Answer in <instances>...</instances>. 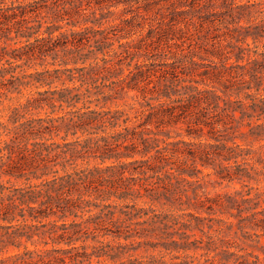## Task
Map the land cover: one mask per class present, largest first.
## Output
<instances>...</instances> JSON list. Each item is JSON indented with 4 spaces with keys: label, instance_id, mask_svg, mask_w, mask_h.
Instances as JSON below:
<instances>
[{
    "label": "trees",
    "instance_id": "1",
    "mask_svg": "<svg viewBox=\"0 0 264 264\" xmlns=\"http://www.w3.org/2000/svg\"><path fill=\"white\" fill-rule=\"evenodd\" d=\"M161 3L0 0V104L15 101L0 121V264H259L204 221L263 194L223 206L199 174L263 175L264 19L238 0ZM119 6L130 16L110 21ZM119 76L129 93L138 81L176 99L129 116ZM183 126L195 141L176 139ZM139 199L149 206L128 203ZM141 248L158 252L134 257Z\"/></svg>",
    "mask_w": 264,
    "mask_h": 264
},
{
    "label": "rangeland",
    "instance_id": "2",
    "mask_svg": "<svg viewBox=\"0 0 264 264\" xmlns=\"http://www.w3.org/2000/svg\"><path fill=\"white\" fill-rule=\"evenodd\" d=\"M122 6H119L115 9V14L111 17L110 21H118L120 18L128 17L130 15H126L122 12ZM141 59L140 61H142ZM31 70H28L30 72ZM52 87H55L53 85ZM31 90H34L32 88ZM25 94L27 91L24 92ZM15 101L12 102H4L0 104V121L4 122L5 118L3 117L6 113V105L14 104ZM123 102H118L117 106H123ZM116 105H108L107 108L114 109L117 107ZM42 115V113H41ZM180 136L176 139H183L186 141H195L194 139H189L185 135L184 126L176 129ZM174 136V134H172ZM67 140H73L71 136L67 138ZM235 143L240 145L243 148L254 147L257 148L261 143L259 142H251L250 139H236ZM263 143V142H262ZM98 160L90 158L87 162H84L81 166H95L99 164ZM111 161H107L106 164H110ZM259 174H263L261 176H254L256 181H249L246 179H233V181L229 182L226 180H220L216 170L213 169H202L203 173L199 174V178L201 179L202 190L205 192L207 197H218L222 200L224 205H226V198H237L240 196L249 195V197H255L256 194L262 193L263 195L258 199H254L253 203L258 202L257 207L253 211H249L246 213H239L234 209H223L219 207H214V214L209 218H212V221L205 220L204 223L212 226V230L209 231L212 236H220L224 241L230 243L229 251L237 252L238 254L247 255L251 254L253 256H257L260 260L259 264H264V230L256 227V223L264 218V165L256 164L255 165ZM200 168V167H199ZM3 182L7 181V178L2 179ZM9 184L20 186L22 182H17L14 180H10ZM130 204L135 203L139 207L147 208L149 205L147 203V199H139L134 202H128ZM157 210H160L158 207L152 206ZM253 212H257L255 216H251ZM202 216L207 215L202 213ZM207 230V229H206ZM220 230V234L217 231ZM194 239L203 238L199 232L194 231ZM108 240V239H107ZM121 242H123L121 240ZM241 249V250H240ZM158 251H148L147 253L143 248L138 249L136 253H134V257L147 256L150 253L157 254ZM201 251H198L196 255H198ZM252 259V257H250Z\"/></svg>",
    "mask_w": 264,
    "mask_h": 264
},
{
    "label": "clouds",
    "instance_id": "3",
    "mask_svg": "<svg viewBox=\"0 0 264 264\" xmlns=\"http://www.w3.org/2000/svg\"><path fill=\"white\" fill-rule=\"evenodd\" d=\"M238 2L255 5L254 15L251 22L264 19V0H238ZM160 7L162 10L163 8L167 7V5L163 3V0ZM241 23L245 24V21L241 20L236 26L239 27ZM116 39L118 40L119 36H117ZM138 62V60L132 61V63ZM128 71L130 72L132 69L128 68ZM127 82L128 81L123 76H119L117 78L116 84L113 85V92L118 93L122 97L125 110L128 112L129 116L135 115L137 118H140L144 115L145 111L155 112L158 108L162 109L171 104L172 101L176 99V97H172L171 95L166 96L162 94L161 85H157L156 89L152 90L151 95H147L141 91L140 83L138 81L135 85L136 91L129 93L128 88H124V84ZM109 83H111V81H109ZM144 83L146 85L147 81ZM121 88H123V92H120ZM120 127L123 128L124 125L121 124Z\"/></svg>",
    "mask_w": 264,
    "mask_h": 264
}]
</instances>
